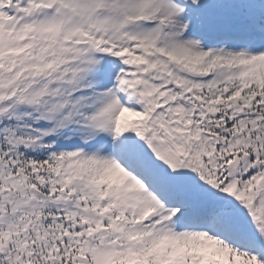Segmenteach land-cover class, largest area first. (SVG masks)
<instances>
[{
    "label": "snow or ice",
    "instance_id": "obj_1",
    "mask_svg": "<svg viewBox=\"0 0 264 264\" xmlns=\"http://www.w3.org/2000/svg\"><path fill=\"white\" fill-rule=\"evenodd\" d=\"M0 264H264V0H0Z\"/></svg>",
    "mask_w": 264,
    "mask_h": 264
}]
</instances>
